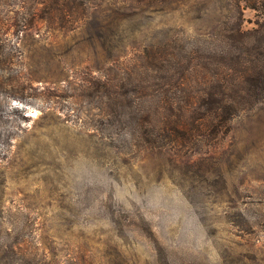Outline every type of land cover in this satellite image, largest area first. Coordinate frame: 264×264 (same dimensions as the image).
<instances>
[{
    "label": "rangeland",
    "instance_id": "374dc122",
    "mask_svg": "<svg viewBox=\"0 0 264 264\" xmlns=\"http://www.w3.org/2000/svg\"><path fill=\"white\" fill-rule=\"evenodd\" d=\"M247 84L264 0H0V264H264Z\"/></svg>",
    "mask_w": 264,
    "mask_h": 264
},
{
    "label": "trees",
    "instance_id": "16d2710c",
    "mask_svg": "<svg viewBox=\"0 0 264 264\" xmlns=\"http://www.w3.org/2000/svg\"><path fill=\"white\" fill-rule=\"evenodd\" d=\"M235 98L243 99V103L247 106L256 105L258 103L264 104V90H260L258 88L252 89V87L247 84L236 92Z\"/></svg>",
    "mask_w": 264,
    "mask_h": 264
}]
</instances>
